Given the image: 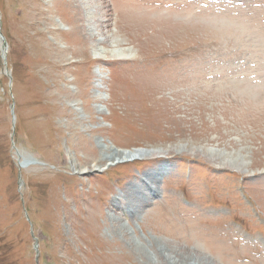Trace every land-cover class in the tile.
<instances>
[{"label": "rangeland", "instance_id": "374dc122", "mask_svg": "<svg viewBox=\"0 0 264 264\" xmlns=\"http://www.w3.org/2000/svg\"><path fill=\"white\" fill-rule=\"evenodd\" d=\"M94 2L92 38L77 0H0V264H169L108 235L128 194L141 241L264 264V0Z\"/></svg>", "mask_w": 264, "mask_h": 264}, {"label": "bare ground", "instance_id": "6f19581e", "mask_svg": "<svg viewBox=\"0 0 264 264\" xmlns=\"http://www.w3.org/2000/svg\"><path fill=\"white\" fill-rule=\"evenodd\" d=\"M77 1H78V3H77L78 6L81 5L80 7H82V9H84V8L87 9L86 17L85 16L84 17L87 18V21L90 24L91 31L86 27L85 32H87V34H89L92 38H94V36H96L94 28H96V26H99V23L105 24L106 20L102 19L104 13H103V11L98 10L94 0H77ZM223 24H225V23H223ZM98 34H99V36H102L101 32H99ZM102 40H103V38L100 39V42H102ZM101 54L104 55V57L117 56V57H120L122 59H127V58L129 59L130 58L129 54L127 55V53L125 54L122 50H119V49L104 51ZM98 76H99V81H102V76L101 75H98ZM172 150L171 149H165V150H159V151H152V152H150L149 156L150 157L165 156L166 154L170 153V151H172ZM201 151H203V150L201 149ZM208 152H210L212 155H214L213 157L211 155V158L216 159V163L219 164V166L233 168V169H237L239 171L240 170L246 171L245 169L247 168V165H248V154H244L242 152H239L237 154H229L231 158L229 157V158H223L222 159L221 157L225 156L224 155L225 153H223L222 151L215 152V151L209 149ZM172 153H180V150L179 149L173 150ZM201 153H203V152H201ZM143 155L144 154L140 150L131 151L128 155L127 154L124 155L123 153L119 152L118 157L116 156L117 158L113 159L111 157L112 159L108 160L107 162L111 163V164H109V163L108 164L113 166V165L117 164L118 162L119 163L121 161L123 162L124 159L126 160L128 158V159L136 160L137 158L143 157ZM107 159H110V156ZM98 171H99V169H98V164H97L95 166L87 168L86 170H83L81 173L88 174L91 172H98ZM125 200L126 201L124 203L123 201H120V199H118V200H116V203L113 204V206L118 207L119 210L122 209V213L117 214V215L115 213V214L111 215V217H110L111 219L109 220V222L112 223V226L109 227V229H108V230H110L108 235H110V238H114L115 236H120L122 240L127 241L128 247L133 248V253L135 254V257H137L138 261L143 262L144 258L148 257V258H150L151 262H157V261L159 262L160 260L158 258H159V256H161L163 259L166 260V263H169V264H193V262H192L193 259H198L200 261V263L198 262L197 264H214L209 259H207L206 257H204L198 253L193 254L191 252L186 251L183 247L181 248V247L174 245L170 242H161V241H157L156 239H154L155 244L149 245L147 242L141 241L140 240L141 238L139 239L138 237H136L134 235V232L129 228V226H128L129 224L124 223L125 217L123 218V216H125L124 215L125 212L127 215V209H125V211L123 209L125 207L124 205L126 204V205L134 206V205H136L134 203H140L141 200L136 195L133 196L130 194L125 196ZM134 207L136 208L135 212L137 213V215H140L141 214V208L139 209V207L138 208L136 206H134ZM158 249H161V252L157 253L156 251Z\"/></svg>", "mask_w": 264, "mask_h": 264}, {"label": "water", "instance_id": "95a60500", "mask_svg": "<svg viewBox=\"0 0 264 264\" xmlns=\"http://www.w3.org/2000/svg\"><path fill=\"white\" fill-rule=\"evenodd\" d=\"M14 112V111H13Z\"/></svg>", "mask_w": 264, "mask_h": 264}]
</instances>
